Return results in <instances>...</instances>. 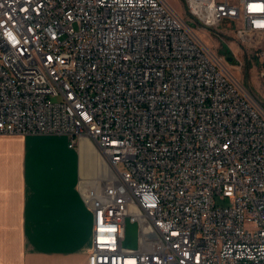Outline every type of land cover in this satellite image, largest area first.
<instances>
[{
  "label": "built area",
  "instance_id": "1",
  "mask_svg": "<svg viewBox=\"0 0 264 264\" xmlns=\"http://www.w3.org/2000/svg\"><path fill=\"white\" fill-rule=\"evenodd\" d=\"M181 1L0 0V135L102 160L88 264H264V100L227 40L264 90V0Z\"/></svg>",
  "mask_w": 264,
  "mask_h": 264
},
{
  "label": "crops",
  "instance_id": "2",
  "mask_svg": "<svg viewBox=\"0 0 264 264\" xmlns=\"http://www.w3.org/2000/svg\"><path fill=\"white\" fill-rule=\"evenodd\" d=\"M69 144L71 162L43 164V136L0 135V264H88L94 213Z\"/></svg>",
  "mask_w": 264,
  "mask_h": 264
},
{
  "label": "rangeland",
  "instance_id": "3",
  "mask_svg": "<svg viewBox=\"0 0 264 264\" xmlns=\"http://www.w3.org/2000/svg\"><path fill=\"white\" fill-rule=\"evenodd\" d=\"M169 4L181 15L185 14V7L181 0H168ZM199 37L203 40L205 44L208 46H213V48L217 47L218 43L212 41L207 35L202 32L197 31ZM227 40L236 48L238 51L237 55L240 60L244 63L243 74L236 70L235 68H231L232 74L239 80H244L249 84L251 90L255 93V95L260 100H264V90H262V84L260 82V78L258 75V67L254 65L252 59L249 57L248 50H238L236 46L235 40L231 36H227ZM216 41V39H215ZM222 43V49L219 50V54H224L226 50L229 49V45L226 41H220ZM234 56V55H232ZM228 57V56H227ZM236 60V58H235ZM230 61L229 65H236L237 61ZM247 70V72H245ZM33 136H43V164H64L71 162L68 160L69 157V147H68V136L65 135H33ZM73 152V151H71ZM75 152V151H74ZM100 158V157H99ZM101 161V158L99 159ZM95 175H85L82 176V179L93 178ZM222 204L227 205V202H223Z\"/></svg>",
  "mask_w": 264,
  "mask_h": 264
},
{
  "label": "bare ground",
  "instance_id": "4",
  "mask_svg": "<svg viewBox=\"0 0 264 264\" xmlns=\"http://www.w3.org/2000/svg\"><path fill=\"white\" fill-rule=\"evenodd\" d=\"M80 149H81V167L83 169L82 176L85 175L90 176L93 175V173L95 176L100 175V173H102V171H100L99 169L100 156L96 153L92 145L88 141H84Z\"/></svg>",
  "mask_w": 264,
  "mask_h": 264
},
{
  "label": "water",
  "instance_id": "5",
  "mask_svg": "<svg viewBox=\"0 0 264 264\" xmlns=\"http://www.w3.org/2000/svg\"><path fill=\"white\" fill-rule=\"evenodd\" d=\"M233 57H229V61H232ZM137 231L138 226L136 223H131L129 219H126V240L124 246L129 248H135L137 246Z\"/></svg>",
  "mask_w": 264,
  "mask_h": 264
},
{
  "label": "trees",
  "instance_id": "6",
  "mask_svg": "<svg viewBox=\"0 0 264 264\" xmlns=\"http://www.w3.org/2000/svg\"><path fill=\"white\" fill-rule=\"evenodd\" d=\"M229 54H230V52H229ZM246 85H247V87H249V84L246 82Z\"/></svg>",
  "mask_w": 264,
  "mask_h": 264
}]
</instances>
